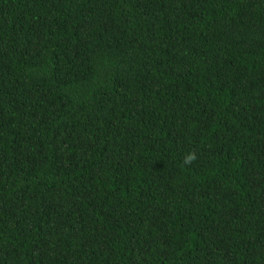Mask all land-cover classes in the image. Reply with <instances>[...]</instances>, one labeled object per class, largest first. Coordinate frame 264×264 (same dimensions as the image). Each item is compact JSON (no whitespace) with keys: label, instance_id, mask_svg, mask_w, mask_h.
Returning <instances> with one entry per match:
<instances>
[{"label":"trees","instance_id":"trees-1","mask_svg":"<svg viewBox=\"0 0 264 264\" xmlns=\"http://www.w3.org/2000/svg\"><path fill=\"white\" fill-rule=\"evenodd\" d=\"M0 264H264V0H0Z\"/></svg>","mask_w":264,"mask_h":264},{"label":"clouds","instance_id":"clouds-1","mask_svg":"<svg viewBox=\"0 0 264 264\" xmlns=\"http://www.w3.org/2000/svg\"><path fill=\"white\" fill-rule=\"evenodd\" d=\"M194 159H195V154L189 153L188 155L185 156L184 163H190Z\"/></svg>","mask_w":264,"mask_h":264}]
</instances>
